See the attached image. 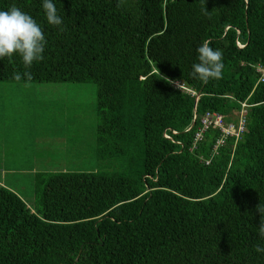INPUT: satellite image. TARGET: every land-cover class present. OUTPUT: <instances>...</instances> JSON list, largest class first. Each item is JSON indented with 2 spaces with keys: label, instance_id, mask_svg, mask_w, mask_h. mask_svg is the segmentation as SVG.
<instances>
[{
  "label": "trees",
  "instance_id": "obj_1",
  "mask_svg": "<svg viewBox=\"0 0 264 264\" xmlns=\"http://www.w3.org/2000/svg\"><path fill=\"white\" fill-rule=\"evenodd\" d=\"M53 3L64 31L42 0H0L44 31L27 82L92 83L96 161L122 168L35 172L33 208L0 184V264H264V0H206L210 17L200 0ZM205 39L224 68L202 83L190 73ZM15 71L19 55L0 59V81ZM241 101L235 143L209 154L218 131L207 128L191 147L202 113L228 120Z\"/></svg>",
  "mask_w": 264,
  "mask_h": 264
},
{
  "label": "rangeland",
  "instance_id": "obj_2",
  "mask_svg": "<svg viewBox=\"0 0 264 264\" xmlns=\"http://www.w3.org/2000/svg\"><path fill=\"white\" fill-rule=\"evenodd\" d=\"M94 91L90 82L0 81V184L30 208L35 172L121 170L96 161Z\"/></svg>",
  "mask_w": 264,
  "mask_h": 264
},
{
  "label": "clouds",
  "instance_id": "obj_3",
  "mask_svg": "<svg viewBox=\"0 0 264 264\" xmlns=\"http://www.w3.org/2000/svg\"><path fill=\"white\" fill-rule=\"evenodd\" d=\"M122 2L123 0H121ZM200 4L202 15L210 17L211 11L206 7V0H200ZM42 8L47 23L64 31L62 17L58 14L53 0H42ZM210 43L211 41L205 39L198 46L199 62L192 65L190 73L192 78L198 79L202 83H207L210 79L222 78L224 68L223 52L221 49L210 47ZM45 45L44 31L30 14L22 11L15 4L8 10H0V59L19 55L24 68L23 72L15 71L13 79L16 81L24 80L25 82L32 79L31 66L34 61L43 59ZM256 209L260 214L258 235L261 239H264V206L258 204ZM254 249L257 253H264V246L257 244L254 245Z\"/></svg>",
  "mask_w": 264,
  "mask_h": 264
},
{
  "label": "built area",
  "instance_id": "obj_4",
  "mask_svg": "<svg viewBox=\"0 0 264 264\" xmlns=\"http://www.w3.org/2000/svg\"><path fill=\"white\" fill-rule=\"evenodd\" d=\"M255 70L258 72L257 81H262L264 78V66L255 65ZM170 84L177 90L189 94L196 98L197 94L193 90L184 86L183 83L179 81H170ZM247 104L245 101L240 102V108L238 111H232V116L230 119L225 120L223 116L217 112L205 111L198 117L199 126L195 130L192 138V146L195 142L201 140L202 132L207 128L217 129L218 136L215 138L211 151L209 154H215L217 147L221 146L227 138H232V143H235L244 130V113ZM163 136L168 137L165 133ZM207 163V159L204 160Z\"/></svg>",
  "mask_w": 264,
  "mask_h": 264
},
{
  "label": "water",
  "instance_id": "obj_5",
  "mask_svg": "<svg viewBox=\"0 0 264 264\" xmlns=\"http://www.w3.org/2000/svg\"><path fill=\"white\" fill-rule=\"evenodd\" d=\"M194 102H195V100H194ZM193 122H194V120L192 119V121H191L189 127H191V125L193 124Z\"/></svg>",
  "mask_w": 264,
  "mask_h": 264
},
{
  "label": "crops",
  "instance_id": "obj_6",
  "mask_svg": "<svg viewBox=\"0 0 264 264\" xmlns=\"http://www.w3.org/2000/svg\"><path fill=\"white\" fill-rule=\"evenodd\" d=\"M27 162H28V158H27Z\"/></svg>",
  "mask_w": 264,
  "mask_h": 264
}]
</instances>
